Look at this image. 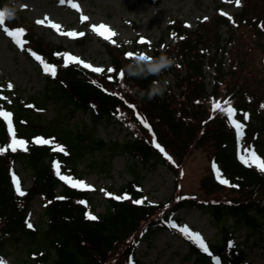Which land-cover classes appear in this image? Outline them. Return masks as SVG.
I'll use <instances>...</instances> for the list:
<instances>
[{
    "label": "trees",
    "instance_id": "obj_1",
    "mask_svg": "<svg viewBox=\"0 0 264 264\" xmlns=\"http://www.w3.org/2000/svg\"><path fill=\"white\" fill-rule=\"evenodd\" d=\"M222 6L215 2L214 13L193 29L176 17L166 26L151 55L165 52L176 62L159 77L170 82L167 90L151 100L128 93L123 84L147 88L155 77H128L125 72L122 79L119 77V70L136 56L133 50L134 55L127 57L125 47L105 44L110 67L116 71L94 73L72 61L66 65L67 57L57 55L65 53V47L19 22L25 19L19 10L14 18H5L7 27L26 30L19 37L25 56L35 58L28 51L32 49L46 63L55 65L56 75L47 73L43 87L30 94L26 102L16 98L7 105L17 137L29 143L27 151L17 148L0 154V254L14 249L21 253L23 264H136L138 241L167 228L169 213L182 207H197L208 213L219 234L209 244L210 255L185 237L186 257H193L189 264H212L216 257L222 264H245L246 251L229 243L240 229L244 230V246L264 248V172L239 159L253 148L264 157V0H243L242 8L231 18L220 13ZM222 27L226 28L225 36ZM206 79L211 83L209 90ZM49 103L66 106L72 114L91 111L92 125L39 120L36 111ZM229 107L236 110L233 116L242 124L239 137L229 122ZM244 113L248 119L243 118ZM115 116L134 130L133 138L119 141L95 133L99 120ZM37 135L53 142L35 144ZM10 142L7 121L0 116V147ZM57 144L63 145L64 151L56 148ZM198 149L205 152L209 163L200 176L199 192L187 193L180 187L183 165ZM118 153L130 157L131 178L106 200L102 212L94 214L97 219H90L86 215L90 209L84 203L91 201L89 192L61 180L53 161L59 162L61 175L66 170L77 175L79 163L89 171L108 175ZM151 160L162 162L175 176L171 195L156 204L142 199L140 168ZM16 162L32 174L24 195L13 183ZM213 162L220 169L219 179ZM223 179L231 184L221 183ZM38 194L45 202L46 221L29 227L28 211ZM125 194L126 198L116 199ZM137 199L143 203L136 204Z\"/></svg>",
    "mask_w": 264,
    "mask_h": 264
},
{
    "label": "rangeland",
    "instance_id": "obj_2",
    "mask_svg": "<svg viewBox=\"0 0 264 264\" xmlns=\"http://www.w3.org/2000/svg\"><path fill=\"white\" fill-rule=\"evenodd\" d=\"M0 1H3L4 6L13 4V0ZM16 2L20 14L25 18L24 20L19 19V22L32 27L46 40L63 45L66 52L79 56L93 65L90 69L81 64L84 68L100 73L94 70L95 67H101L103 71L110 68V57L104 45L112 43V40L116 41L115 45L133 50L137 55L139 53L142 56L141 52L151 55L154 45L173 18L177 17L187 27L193 28L198 21L214 13L215 2L223 3L221 13L230 17L232 13L240 11L243 0H239V3L237 0H71V3L66 0L64 4H60L59 0H16ZM73 4L79 5V8H74ZM82 15L87 16L88 19L83 20ZM38 20H45V23H37ZM48 20L59 24L60 31L52 28L47 23ZM101 23L108 25L115 33L111 40L99 35L92 28L93 24ZM3 28L4 25H0V97L5 102L1 103L0 107L1 111H7V105L14 99L20 98L21 101L26 102L30 94L39 91L44 85L47 73L35 58L25 56L23 47L17 45L15 39L9 37ZM70 30L83 32L84 35L69 37L62 34ZM221 32L225 36L226 28L222 27ZM141 37L146 38L144 42L140 41ZM80 39L83 42H79ZM204 70L208 72L207 68ZM9 82L13 85L11 89L8 88ZM210 87L211 84L208 82L207 88L210 89ZM35 114L43 122L58 120L68 121L73 125L83 123L92 125L91 111L76 110L72 114L66 106H58L55 103H49L46 108ZM94 131L100 137L119 141L135 136L134 130L117 116L111 120H99ZM208 163L209 158L201 149L195 150L188 157L183 165V175L180 181V187L184 192H199V179ZM128 164H130L128 154L118 153L112 159V167L108 175L103 172L89 171L83 163H79L76 168L79 177L75 176L71 170H67L64 175L93 185L91 189L82 188L89 191L91 201L88 207L94 214L104 210L106 200L110 197L106 194L107 192L114 195V191L131 178ZM14 168L21 189L29 187L32 182V174L29 170L22 168L17 162ZM140 172L142 174V199L146 203L162 202L171 195L175 185V176L169 167L162 162L151 160L147 165H142ZM44 205V200L40 195L32 199L28 223L34 225L46 221L43 214ZM169 220H174L180 227H173L169 224V229L155 231L139 241L136 253L137 264L191 263L193 257L191 259L186 257L188 246L181 231L185 224L192 231H199L206 244L219 237L217 226L213 224L209 214L198 208H180L169 214ZM228 222H231V219ZM243 233V229L236 231L232 242L246 251L245 263L264 264V248L248 249L241 243ZM6 252L0 254V259H3L6 264H23L20 259L21 253L11 248Z\"/></svg>",
    "mask_w": 264,
    "mask_h": 264
},
{
    "label": "snow or ice",
    "instance_id": "obj_3",
    "mask_svg": "<svg viewBox=\"0 0 264 264\" xmlns=\"http://www.w3.org/2000/svg\"><path fill=\"white\" fill-rule=\"evenodd\" d=\"M66 2V0H59L60 4H64ZM68 3H71V0H68ZM237 3H239V0H237ZM74 8H79V5L77 4H73L72 5ZM6 18V10L4 9H0V25L4 24ZM82 19L83 20H87L88 17L87 16H83L82 15ZM207 19V18H205ZM37 23L40 24H44L45 20H38ZM47 23L54 29H56L57 31H60L61 26L55 22H53L52 20H48ZM92 28L97 31L99 33V35L101 36H105L106 38L110 39L112 38V36L115 35V33L112 31V29L109 28L108 25L101 23L99 25L93 24ZM3 31L9 36V37H13L15 39V43L21 47L24 46V42H22V40L19 38L20 34L24 33L26 30L23 27H16V28H9V27H4ZM65 34L69 37H78V36H83L84 33L83 32H78L75 30H70L67 31L66 33H62ZM173 36H175V33L172 34ZM145 37H141L140 41L144 42L145 41ZM112 43H116L115 40H112ZM29 52H31L32 56L35 57V59L37 61H40V63L43 66V70L45 73H51L52 76L56 75V71H55V65L46 63L43 59L42 56L38 55L36 52L32 51V49H28ZM57 55H63L65 57H67V59L65 60V64L67 65L69 62L71 61H78L80 64L84 65L87 68H93V65L91 63H87L86 61L82 60L79 56H74L72 55L70 52H65V53H57ZM125 55L127 57H132L134 55L133 52L129 51L126 52ZM96 72H102L103 69L101 67H95L94 69ZM107 71L109 73H115V69L114 68H108ZM124 76V71L123 69L119 70V77L122 79ZM112 79V76H109V80ZM93 83H96L95 81H93ZM13 87V85L11 84V82H9L8 84V88L11 89ZM262 107H264V105H261ZM93 107H95V105H93ZM214 107L219 108V104H215ZM236 110L234 108L229 107L227 109V113L229 117L233 116V113ZM0 116L3 117L4 121H7V126H8V132L11 134V142L6 146V147H0V154L6 152L8 149H11L12 151H16L17 148H23L25 151H27V144L29 143L28 140L23 139V138H18L17 137V132L15 131L14 127H13V120H12V116L13 113L11 111H0ZM244 119H248V114L244 113ZM231 124H234L237 131V135H239V130L241 129L242 125L240 120H235V119H230L229 121ZM146 123V121H145ZM35 144L38 145H43V144H51L53 141L50 139H45L43 136L37 135L33 138ZM155 146L160 149L162 152L164 151V149L161 147V145L159 143H156ZM56 148H58L60 151H64V146L57 144ZM164 155L168 157L169 160L172 159L171 156L168 155L167 152H164ZM239 159L245 164V165H255L257 167V169L261 172H264V157H262L261 155H259L257 153V151L253 148L251 149V156L248 157L246 155H241L239 157ZM53 167L56 170V175L60 177L61 180L68 182L72 187H84V188H88L91 189L93 188L92 184L86 183L84 180L81 179H74L72 176L69 175H61V171H60V165L58 161H53ZM213 169L215 170V172L217 173V178H220V169L219 167H217V165L215 164V162H213L212 165ZM13 183L16 187V191L20 194V195H24L25 193L22 191L21 187H20V183H19V178L16 177L15 173H13ZM221 183L226 184V185H230L231 182L228 179H223L221 180ZM236 187H239V185H235ZM108 196H113V193L111 192H107L106 193ZM127 194H125L124 197L122 196H117L116 199H124L126 198ZM179 199V197H178ZM83 203V201H82ZM136 204H141L143 203V201L141 199H137L135 200ZM87 217L90 219H97V217L91 213L88 212ZM168 223L170 225H172L173 227H180L179 225L176 224V222L174 220H169ZM29 227H32L31 223H29L28 225ZM181 231L183 232V234L185 236H189L194 238L196 243H198L199 247L201 249H203V251L205 253L209 252V247L207 246V244L205 243L204 238L202 237L201 233L199 231H192L189 226L187 224L183 225V227L181 228ZM229 243H232L231 241ZM217 262H219V257H216ZM0 264H6V262L3 259H0Z\"/></svg>",
    "mask_w": 264,
    "mask_h": 264
},
{
    "label": "clouds",
    "instance_id": "obj_4",
    "mask_svg": "<svg viewBox=\"0 0 264 264\" xmlns=\"http://www.w3.org/2000/svg\"><path fill=\"white\" fill-rule=\"evenodd\" d=\"M6 18L12 19L16 16L18 10V3L13 0L11 6L5 5ZM143 53V55H136L123 66V71L128 77H137L146 79L149 76L155 77L147 88L132 87L127 83L123 84L125 91L130 94L138 95L141 98L147 97L151 100L156 96H163L168 88L169 81L167 79H160L161 74L167 69H170L175 64V58L165 52H161L158 56Z\"/></svg>",
    "mask_w": 264,
    "mask_h": 264
}]
</instances>
